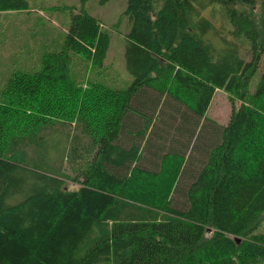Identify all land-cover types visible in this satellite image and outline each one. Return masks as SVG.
<instances>
[{"label": "trees", "instance_id": "trees-1", "mask_svg": "<svg viewBox=\"0 0 264 264\" xmlns=\"http://www.w3.org/2000/svg\"><path fill=\"white\" fill-rule=\"evenodd\" d=\"M209 5L249 60L219 45ZM50 10L72 13L62 49L0 93V264L264 261V0H127L121 88L72 74L74 54L104 66L101 20ZM219 89L241 100L228 125L206 115Z\"/></svg>", "mask_w": 264, "mask_h": 264}, {"label": "rangeland", "instance_id": "rangeland-1", "mask_svg": "<svg viewBox=\"0 0 264 264\" xmlns=\"http://www.w3.org/2000/svg\"><path fill=\"white\" fill-rule=\"evenodd\" d=\"M29 10L25 12H4L0 14V93L5 82L14 73L34 74L42 69L43 57L49 53L59 52L70 26L72 13L50 10L56 6L85 5L91 15L99 18L103 28L111 36V44L104 66L92 68L80 55H73L72 74L79 85L91 80H98L111 88H121L132 80L125 59L127 35L131 24L125 15L127 0H27ZM203 17L210 20L219 33V45L225 42L237 44L240 55L249 60L251 43L246 37L232 39L226 27L230 25L226 13L220 5L205 6ZM231 30V26L227 31ZM93 69V71H92ZM256 74L250 85L253 92L259 81ZM241 100L219 89L216 91L207 117L221 125H228L234 108L240 106ZM260 264H264L262 261Z\"/></svg>", "mask_w": 264, "mask_h": 264}]
</instances>
